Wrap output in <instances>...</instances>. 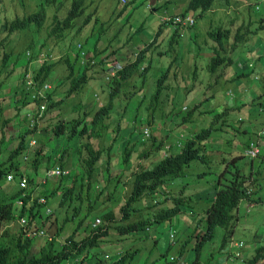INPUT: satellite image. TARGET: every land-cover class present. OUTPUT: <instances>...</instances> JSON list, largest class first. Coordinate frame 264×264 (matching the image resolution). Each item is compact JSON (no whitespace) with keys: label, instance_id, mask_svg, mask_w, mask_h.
<instances>
[{"label":"trees","instance_id":"16d2710c","mask_svg":"<svg viewBox=\"0 0 264 264\" xmlns=\"http://www.w3.org/2000/svg\"><path fill=\"white\" fill-rule=\"evenodd\" d=\"M36 1V8L31 12L16 14L14 18L12 14L0 17V264L64 263L94 248L98 249L84 255L85 259H91L90 264H154L156 260H160L159 264H179L185 261L188 246L194 249V258L184 264H198L200 254L210 251L217 225L223 229L221 247L234 240L242 227L241 218L236 219V209L242 199L254 202L253 217L264 218V199L249 195L248 176L241 171L246 168L264 175V163L247 160L244 155L234 161L226 158L221 150L223 139L227 138H236L239 145L247 146L254 137V121H243L240 107L232 110L228 104L211 110L204 107L212 101L213 93L208 92L222 83L227 92L233 90L234 101L241 99L237 104L244 102L240 79L243 72H238L239 59L232 60V52L244 49L241 43L244 38L264 49V33L252 37L239 33L240 28L232 34L229 29L222 33L212 30L209 33L214 43L212 51L194 55L185 69L179 67L172 71L167 67L151 81L155 90L154 108L149 113L124 110L120 116L131 135L127 145L134 146L141 139L135 136L138 131H134L140 125H154V136L157 132L170 133L166 123L178 114L177 96L192 102L191 108L184 106L186 112L181 118L186 124L184 128L194 123H200L202 128L182 135L183 140L173 141L170 148L151 135L152 149L142 151L138 159L158 156L162 149L164 156L146 163L147 168L140 166L144 162H138L133 170L128 154L127 169H131L132 175L128 179L112 175L109 169L112 156L103 164L100 158L103 146L95 149L92 138L102 142L107 137L112 101L122 97V84L134 72L144 77L148 68L142 70L140 64L146 50L112 78L109 101L87 112L77 98L85 90L88 79L87 66L81 65L77 51L89 36L78 20L82 0ZM191 2L193 6L205 7L210 0ZM259 8V0L250 6L249 19L255 24L252 32L249 30L252 34L264 29L260 24L262 19L257 24L252 19ZM5 10L2 8L1 12ZM20 34L25 38L18 43ZM98 43L96 39L90 45ZM60 46H64L62 54H59ZM38 58L43 60L38 62ZM206 59L207 63L202 65ZM60 67L65 72L61 73V81H57ZM27 71L31 72L34 84L31 88L25 85ZM44 83L52 84L53 88L43 89ZM253 101L260 100L254 96ZM42 104L44 109L40 114ZM248 110L255 114L257 109L250 104ZM13 111L21 124L34 119L32 127H21L18 141L9 130L12 118L7 116ZM39 130L51 131V134L45 133L51 138V145L34 150L29 147L28 139ZM27 149L33 150L29 160L34 170L27 175V187H17L19 190L14 192L15 187L6 181V176L12 173L14 179L20 180L26 173L17 157ZM67 163L71 165L67 174L46 176L45 171L54 165L64 169ZM117 191L122 197L114 203ZM21 193L28 207L16 206L14 199ZM258 209L262 212L255 213ZM96 216L101 222L92 227ZM172 216H185L189 220L186 226L190 222L192 230L184 238L178 256L165 252L152 259L151 249L158 240L154 227ZM19 219L25 221L21 223ZM38 229L48 232L50 237L41 239V246L34 251L36 237L28 234ZM250 235L249 244L239 240L240 251L246 257V264L258 261L259 264L264 260V231L255 230ZM114 243L119 245V250L113 251V257L108 256L101 247ZM174 243L169 241L167 248H172Z\"/></svg>","mask_w":264,"mask_h":264},{"label":"clouds","instance_id":"9594fccd","mask_svg":"<svg viewBox=\"0 0 264 264\" xmlns=\"http://www.w3.org/2000/svg\"><path fill=\"white\" fill-rule=\"evenodd\" d=\"M191 1L192 0H149V3L146 5V7L153 13H155L156 10L158 9L159 2L164 3L166 7L167 6L172 7L174 9V12L168 13L167 10H164L163 14H161L158 19H155L153 21V26L152 28H150L152 31V36L147 42H141L133 46H130L129 41L126 40L125 42H119L116 47H111V46L101 47L99 46L98 43L97 45H90L88 47H85V45H83L82 47L80 46L79 48H77L78 49L77 51H79V57L81 59L80 62L82 63L81 65L87 66V75H88V79L86 81L87 84L85 85V90L81 91L77 96L78 101H80L82 105L85 107V111L91 112L97 104L102 105L107 103L109 101L108 92L112 78L118 75L119 71L122 70L124 65L134 61L139 56V53L142 50H146L144 60L140 64V69L143 70L146 67L148 68V70L144 74V77L141 76L138 72H134L122 84L123 87L129 88V91L127 92V94L129 95H135L141 92L143 90L142 84L145 82L147 74L149 70L152 68V66L153 65L160 66L161 59L163 56H166L168 52H175L176 50L180 49V44L178 43V39L185 34V31L194 29L198 19L200 18H204L206 16L212 17L217 25V28L210 29L208 31V36L204 40H201V43H204L207 47L206 48L207 50L202 51L204 54L212 51V46L214 43L211 41V38L209 36V33H211L212 30L219 31L222 33L224 30L229 29L230 31L229 34H232L233 31L240 28L239 33H243V34L248 33L247 35H250L252 37L258 33H264V29L259 30L255 34L249 32V29H254L255 27L253 21H249L248 24L246 25V28L248 30L241 32V24L239 25V23H234V18L229 13L230 10L233 9V5L235 3L242 1L243 4L248 5V7L250 8V6L255 0H250L253 2H248V3L247 0H210L209 4L205 7L193 6ZM260 1L262 0H259V2ZM94 2L95 0H90L89 4L92 5ZM128 2H129L128 0H119V4L121 7V10L119 12L120 15L122 14L123 11H125ZM87 3L88 0H82V3L78 7V12H79L78 16L81 15L83 9L87 6ZM95 15H96V10H93L88 14L86 19H84L82 22L83 28L88 27L89 29V25L92 22ZM255 22L256 24L258 23L257 20H255ZM260 24L264 25V22ZM90 33L91 30L90 32L89 30H87V34ZM195 34L196 31H194L193 34L189 36V39L193 40V38H195ZM232 40H235V38H233ZM245 42L249 43V45H247L248 48L245 51L244 58H238V57L233 58V56L231 58L232 60L239 59L237 65L238 67H240V69L238 70V72L239 73L243 72V75L240 77V79L243 81L241 87L243 88L244 102L241 105H239L237 103L241 99H238L236 102L231 98L233 94V90L227 92V90L225 89L223 93H220L217 90L214 91L211 90L208 93H213L210 96V100L212 99V101H209L207 110L215 109L218 105L221 104L230 105V110H232L234 107L236 108L240 107L241 108L240 114L243 116V121L253 120L255 123L254 124L255 132H254L253 140L250 141L247 146H241L239 145V143H237L238 140H236V138L223 139L224 146L221 150L223 154L226 156V158H230V159L233 158L234 161L238 156L244 155L247 157V160L261 161L264 163V49L260 47L258 50H256L255 45H257V43L251 42L246 38H244V40L241 43L246 44ZM195 49L200 52L202 48L200 46H196ZM236 50L237 49H235L233 52H235ZM175 59L176 57H169V61L165 69L169 67V70H171L172 67H174ZM42 60H43L42 58L37 59L38 62H41ZM177 68L178 67H175V69ZM230 73L231 75L234 76L231 70ZM26 76H27V80L25 83L26 87L27 88L33 87L34 84L32 83L31 80V74L27 72ZM248 79H251L255 83L259 82V86H256L254 83H249L247 81ZM137 83L139 84L138 87L136 86ZM51 85L52 84L50 83H44L43 89H51ZM90 88H92V90ZM96 88H99L101 91H105L107 93L105 101H101V99L98 96V93L95 91ZM246 93L251 96V100L248 103L245 99ZM216 96L222 99L220 103H216ZM254 96L255 97L258 96L260 101H256V102L253 101ZM86 99H91L93 101V105L91 109L88 110L86 109V105H85ZM120 99H123L124 101L123 110L121 113L118 114L115 112V117H114L115 122L111 120V116L113 114L111 111L110 118L108 119V126H107L108 128L106 130L107 137L102 142H100L98 138L93 137L92 144L95 149L99 148L100 145L102 144L103 151L101 153L100 158L103 164L106 162L108 157L112 156V165L111 168L109 169L111 170L113 176L118 175L130 179L132 178L131 169H127V162H126L128 154H129L130 162L132 164V169L134 170L135 168H137L138 162H144L140 166L147 168L146 163L157 160L158 157L161 155L164 156V150L163 149L160 150V154L158 156H151L146 159H138L139 157L138 155L142 151L152 149V139H153L152 136H154L152 134V127L147 125H140L139 127L134 128V131L136 130L138 131L137 135L135 136H139V137L141 136V139L134 146L127 145L126 142L130 140L131 135L129 133V128L124 127L123 121L120 118L124 110H126L127 97L124 96L121 97ZM118 100H119L118 98L113 99L112 101L113 107L115 106ZM227 100L229 101V103L227 102ZM250 104H253L256 107L257 113L252 114L249 112L248 105ZM43 109H44V104L40 106V114L41 111H43ZM182 109H185V107L183 106ZM15 114L16 111L14 113V116ZM256 115H259L260 118H258ZM14 116L11 117L8 115L7 117L12 118V122L13 120H19ZM182 116L180 117L182 118ZM33 123H34L33 118L27 119L24 122V124L20 123V127L9 128L10 133L13 135V138H15L16 141H18L19 140L18 133L21 127L27 125L32 127ZM167 124L168 123H166V129H170V133L165 134V136H167L166 139L167 141H164L162 138L157 137L158 133L163 134L161 132L155 133L154 136L156 137L155 141L163 140L165 144V148L168 147L170 148V145L172 144L173 141H179V137L176 138V136L172 139H169V135L174 134L175 127H182V130H179L180 133L177 135L180 137L186 134L187 132L199 130L198 127L196 129H191L193 126H195L194 124H190L189 128L185 129L184 127H186V124L182 123L181 119L178 120L176 124L174 123H172L171 125L168 124L169 128H167ZM178 124L181 125L178 126ZM111 125L113 127L110 129ZM16 128H18V131L14 135L13 131H15ZM33 138H34V134L30 136L28 139L29 147H34L33 144L35 143V141L33 140ZM47 138L50 141L49 142L44 141L46 146H44L43 148H46L47 146L51 145V138L49 137ZM219 139H221V136L218 133V140ZM166 142L168 143L166 144ZM147 145L148 147H146ZM225 146L227 147V150H225ZM32 151H33L32 149H27L25 152L20 154L22 157V161L21 162L18 161V163H20V167L26 172L20 178V180L14 179L12 173H8L6 176V180L9 181L8 183H10L13 188L15 187V189H13L14 192L15 190H19L18 188L23 189L27 187V178H28L27 175L34 170L32 168V165L30 164V161L32 162V160H29L31 157L30 153ZM113 155H116L117 160L113 158ZM28 163L32 168V170L27 169ZM70 167H71L70 163H67V167L64 169H62L59 164H56L47 171H45L46 176L54 177V176H58L59 174L60 175L67 174L68 169ZM241 171L247 174L248 176L247 192L249 193V195L254 199L255 198L264 199V175L254 170L246 169V168H242ZM127 188L128 185L126 186V189ZM23 197H24V193H21L20 196L14 199L16 206L20 208L23 206L28 207V203L27 204L24 203ZM119 197L120 198L122 197L121 193L119 191L115 192L114 203L120 201V199L116 201V198ZM242 201L245 203L246 208L250 207L251 209L252 205L254 204L253 201H250L246 198L242 199L239 202L238 208L236 209V219L241 218L240 220L241 224L243 220H245L244 214L239 210V205ZM250 209L245 212L246 213L249 212ZM46 211L49 212V209L46 208ZM261 211L262 210L259 209L255 210V213H259ZM182 218H185V216H179V217L172 216L165 218L164 221L162 222L164 224H167L169 227L170 241L176 242L177 237L179 238L182 235L183 238H186L190 233L189 231V228H191L190 222L186 226V223L189 220H185V219L182 220ZM24 221L25 219H19V222L21 223H23ZM100 222L101 219L98 216L94 217L92 227H97L100 224ZM243 223L245 225L250 226L251 232L255 231L252 225L247 224L246 221ZM216 227H220V226L217 225ZM215 228H214V232H215ZM28 235L35 236L36 240H41V239L45 240L50 237V234L48 232L45 233L42 229L32 231ZM227 244L229 248L227 252L228 258L240 259L243 262V264H246L247 261L246 257L240 251L241 241L231 240ZM38 249H35V247L33 248L34 251ZM109 249L110 248H105V247L102 248L104 252ZM93 252H94L93 249H87L82 255H77L73 261H65L64 263L77 264V262H79L80 264H85L84 262L86 259L84 258V255H87V253L89 255L92 254ZM116 252L117 251H115V253ZM108 256L113 257V254ZM80 257L81 259H79ZM88 260L91 261V259L89 258ZM259 264H264V260H262Z\"/></svg>","mask_w":264,"mask_h":264},{"label":"rangeland","instance_id":"374dc122","mask_svg":"<svg viewBox=\"0 0 264 264\" xmlns=\"http://www.w3.org/2000/svg\"><path fill=\"white\" fill-rule=\"evenodd\" d=\"M73 1V0H71ZM87 3V6L83 9L80 16H78V20L80 23L83 22L84 19L88 16V14L96 10V15L93 18L92 22L88 27H84L85 31L91 30V33L88 34V41L85 44V47L90 46L96 39H99V46L105 47V46H111L116 47L119 42H125L126 40L129 41L130 46H133L137 43L141 42H147L151 36L152 31L150 28L153 26V21L155 19H158L161 14H163L164 10H167L168 13H173L174 9L169 6H165L164 3L159 2V7L156 10L155 13L151 12L146 5L149 3V0H128L127 7L125 11L122 12L120 15V4L119 0H95V2L91 5ZM36 0H0V17L3 19L5 16H9V14H12L11 16L14 18V15H23V13L31 12L35 10L36 8ZM248 2H253L250 0H247ZM259 13L257 16L252 15L253 20H257L258 22L260 19L262 21L260 23L264 22V1L259 2ZM2 8H5L6 10L4 12H1ZM233 18L234 23L241 24V32L248 30L246 28V25L248 24L250 20V8L248 5L243 4V2H238L233 5V9L229 12ZM263 24H261L262 26ZM217 28V25L215 23V20L212 17H204L198 19L195 28L192 30L185 31V34L178 39V43L180 44V49L176 50L175 52H168L166 56H163L161 59V65L156 66L153 65L152 68L149 70L145 82L142 84L143 90L135 95H129L127 92L129 91L128 87H123V95L122 97L126 96V110L128 112H133L135 109L143 112V113H149L154 108L155 103V90L153 88V85H151L152 80H156V78L161 75V73L164 71L165 67L168 64L169 57H176L174 61V67H172V71H176L179 67L186 68V64L190 62V60L193 58L194 55L202 56L205 55L202 51L207 50L206 45L204 43H201V40H204L208 36V31L210 29ZM252 32V29H249ZM196 31L195 38L193 40L189 39V36L193 34V32ZM25 38L24 34H20V38L18 40V43L22 42ZM262 45H264V39L262 40ZM196 46H200L202 49L199 52L196 50ZM244 49L240 50L237 48L235 52L232 53L233 58H244L245 51L247 50V45L243 44ZM256 50H258L260 47L259 45H255ZM64 51V46H60L59 48V54H62ZM208 59L206 61H202L201 64L205 65L207 63ZM175 67H178L175 69ZM31 74L30 71H27ZM65 69L64 67H60L58 69L59 75L57 76L56 80L61 81L62 74L64 73ZM249 83H254L256 86H259V82H253L251 79L247 80ZM136 86L138 87L139 84L137 83ZM224 84L220 86V84L216 87L215 90H217L220 93H223L225 90ZM53 88V85H51V89ZM92 90V88H90ZM95 91L98 93L99 98L101 101L106 100L107 93L105 91H101L99 88H96ZM245 99L247 103L251 100V96L249 94H245ZM222 99L220 97L216 96V103H220ZM176 110H178V114H176L170 122H168L169 125L172 123L176 124L178 120L181 119L180 116L186 112L183 108V106H188V108H191L192 102L185 97L177 96L176 97ZM229 103V101L227 100ZM86 109H91L93 105V101L91 99L85 100ZM124 101L123 99H119L112 110V116L111 120L115 122V112L121 113L123 110ZM202 105H205V103L202 100ZM205 110H207L208 105L204 106ZM257 113V112H256ZM211 115L213 113H210ZM197 115V113H196ZM237 116V113H236ZM258 118H260L259 115H256ZM180 117V118H177ZM143 124H146L143 122ZM167 124V128H169V125ZM194 125L191 129H196L197 127L200 129L202 128V125L200 123H194ZM113 126H110V129ZM150 127H154V125H151ZM175 132L172 135H169V139H172L176 136L179 137V141L181 142L183 139L180 136H177L180 132L179 130H182V127H175ZM18 128H16L14 132V135L17 133ZM45 133L51 134L50 130H44V131H37L34 134L33 140L35 143L33 144L34 150L39 149L41 146L44 147L46 144L44 141L49 142L50 140L44 135ZM11 136V135H10ZM158 138H162L164 141H167V136L158 133ZM168 142H166L167 144ZM148 147V145L146 146ZM225 150H227V147L225 146ZM113 158L117 160L116 155H113ZM17 161H22L21 155L17 157ZM28 170H32L29 163L27 165ZM7 181V180H6ZM9 182V181H7ZM202 189V188H201ZM120 199L116 198V201ZM250 207L245 206V203L242 201L239 205V210L242 212L245 216V220L243 222H247V224L252 225L254 230H262L264 231V218L260 217H253V213L250 209L249 212H245L249 210ZM255 212V211H254ZM262 212V211H261ZM260 213V212H259ZM242 222L240 230L237 232V234L234 236V240H243L246 243H250V226L245 225ZM155 234L158 236V240L155 246H152L150 258L154 259L160 253L167 252L168 255L175 254V256H178V252L183 248L184 246V238L182 235L177 239L174 243L172 248H167V245L170 241L169 238V227L167 224L160 223L157 226L154 227ZM189 231H191V228H189ZM223 237V229L221 227H216L214 236L211 240L212 245L210 246L209 252H203L198 257V264H243V262L240 259H230L227 256L228 252V244L221 247ZM112 239H115V237H111ZM41 240L34 241V247L35 249H38L42 242ZM158 251H157V247ZM110 248L109 250H106L105 252L108 255H112L113 251L119 250L118 244H109L106 246H102L101 248ZM98 248H94L93 251L95 252ZM175 251V252H173ZM180 256V255H179ZM194 258V249L192 246H188L187 251L185 253L184 260L180 261L179 264H184L187 262H190ZM81 259V257L79 258ZM160 260L154 261V264H159ZM58 264H63L58 263ZM174 264V263H173Z\"/></svg>","mask_w":264,"mask_h":264},{"label":"crops","instance_id":"0c3cea01","mask_svg":"<svg viewBox=\"0 0 264 264\" xmlns=\"http://www.w3.org/2000/svg\"><path fill=\"white\" fill-rule=\"evenodd\" d=\"M14 113H15L14 111L11 112L9 116H11V117L14 116ZM10 127H20V122L18 120H13L12 125ZM184 219L185 218H182V220H184ZM84 263L90 264V261L88 259H86ZM63 264H65V263H63Z\"/></svg>","mask_w":264,"mask_h":264}]
</instances>
